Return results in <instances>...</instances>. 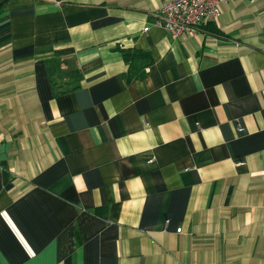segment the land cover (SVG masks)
<instances>
[{
    "label": "crops",
    "instance_id": "1",
    "mask_svg": "<svg viewBox=\"0 0 264 264\" xmlns=\"http://www.w3.org/2000/svg\"><path fill=\"white\" fill-rule=\"evenodd\" d=\"M164 1L0 0V264H264V0Z\"/></svg>",
    "mask_w": 264,
    "mask_h": 264
},
{
    "label": "built area",
    "instance_id": "2",
    "mask_svg": "<svg viewBox=\"0 0 264 264\" xmlns=\"http://www.w3.org/2000/svg\"><path fill=\"white\" fill-rule=\"evenodd\" d=\"M223 2L224 0L164 1L154 23L174 38L183 33L191 35L196 32L197 26L200 24L214 22L218 19ZM176 231L180 232V229Z\"/></svg>",
    "mask_w": 264,
    "mask_h": 264
}]
</instances>
